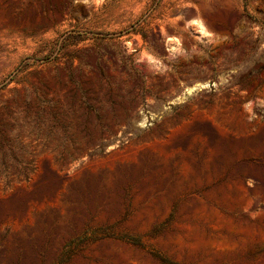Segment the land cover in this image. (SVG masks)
Listing matches in <instances>:
<instances>
[{"label":"rangeland","instance_id":"obj_1","mask_svg":"<svg viewBox=\"0 0 264 264\" xmlns=\"http://www.w3.org/2000/svg\"><path fill=\"white\" fill-rule=\"evenodd\" d=\"M0 264H264V0H0Z\"/></svg>","mask_w":264,"mask_h":264},{"label":"bare ground","instance_id":"obj_2","mask_svg":"<svg viewBox=\"0 0 264 264\" xmlns=\"http://www.w3.org/2000/svg\"><path fill=\"white\" fill-rule=\"evenodd\" d=\"M193 88V87H192ZM194 89V88H193Z\"/></svg>","mask_w":264,"mask_h":264}]
</instances>
